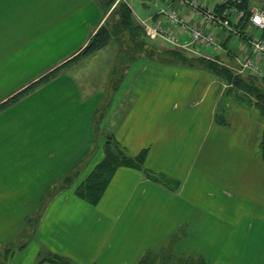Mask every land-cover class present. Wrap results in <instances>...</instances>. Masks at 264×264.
Listing matches in <instances>:
<instances>
[{
  "label": "crops",
  "instance_id": "crops-1",
  "mask_svg": "<svg viewBox=\"0 0 264 264\" xmlns=\"http://www.w3.org/2000/svg\"><path fill=\"white\" fill-rule=\"evenodd\" d=\"M152 1L148 16L132 8L141 25L168 7ZM108 17L94 0H0V105L71 59ZM156 65L127 71L97 128L104 95L84 94L71 69L0 110V264H51L42 262L49 255L138 264L171 243L206 264H264V116L222 103L226 86L212 73ZM103 131L132 157L146 150L145 170L173 188L120 168L96 206L80 199L104 158Z\"/></svg>",
  "mask_w": 264,
  "mask_h": 264
},
{
  "label": "trees",
  "instance_id": "trees-1",
  "mask_svg": "<svg viewBox=\"0 0 264 264\" xmlns=\"http://www.w3.org/2000/svg\"><path fill=\"white\" fill-rule=\"evenodd\" d=\"M94 1L98 4L102 13L105 16L109 15V17L94 33L89 43L63 65L59 66L50 73L41 76L36 81L16 93L12 98L3 102L0 105V110L12 102H17L19 99L34 91L38 87L48 83L64 71V69L79 62L82 58L95 54L106 48L117 38L123 39L127 45L126 51L128 52L127 55L129 57L127 62H132L141 55H147V57L155 58V55L158 52L155 48L146 43V39H148L146 30L137 21L131 5L127 1ZM250 7L251 0H246L244 8L249 9ZM242 26H244V24H242ZM226 43L227 42H225L224 45H227ZM168 50L171 51H165L163 53L172 57L174 60L173 64L190 68H199L197 66L199 65L203 70L212 73L218 79L227 81L232 87V90L230 91H241L251 96L250 99L243 96H235L234 99L240 104L255 105L264 116V76L258 77L248 75V81H245L241 76H234L233 72L226 66L220 64L218 60L188 58V56L181 54L179 51L173 49ZM167 63L171 62L168 61ZM229 100L224 102H228ZM98 112L99 110L96 113V117ZM218 118L221 124H226L223 110H221V114H219ZM261 149L264 158V136L261 142ZM146 155V150L142 151L138 156L132 157L128 155L124 146H122L113 135L109 136L104 143L103 160L77 188L76 195L87 203L96 206L102 199L104 193L114 178V175L120 168H131L143 171L150 180L160 183L166 187L173 188L170 180L165 176H160L145 170L144 164L146 161ZM71 181L72 178H67L65 180L66 183ZM46 261L51 264H74L71 260L58 255H49L47 258L42 260V262ZM138 264H206V260L202 256H187L180 254L175 250L173 243H171L159 250L148 251Z\"/></svg>",
  "mask_w": 264,
  "mask_h": 264
},
{
  "label": "built area",
  "instance_id": "built-area-1",
  "mask_svg": "<svg viewBox=\"0 0 264 264\" xmlns=\"http://www.w3.org/2000/svg\"><path fill=\"white\" fill-rule=\"evenodd\" d=\"M245 1L168 0L161 19L145 24L146 32L151 40H161L176 50L198 56L202 49L222 51L216 35L221 31L226 40H236L234 70L238 74L264 76V9H245ZM182 10L197 16L200 24L191 22Z\"/></svg>",
  "mask_w": 264,
  "mask_h": 264
},
{
  "label": "rangeland",
  "instance_id": "rangeland-1",
  "mask_svg": "<svg viewBox=\"0 0 264 264\" xmlns=\"http://www.w3.org/2000/svg\"><path fill=\"white\" fill-rule=\"evenodd\" d=\"M123 1H127L129 4H131L132 8L135 11H137V13H139V14H140V12L141 13L146 12L144 9H142L143 3L148 4L149 10L151 9L153 13L156 11V8H157L156 5H158L152 0H123ZM251 2H252V4H254L256 6H260V7L264 8V0H251ZM160 7H162V5ZM163 8H164V6H163ZM159 9H161V8H159ZM146 16H148L147 12H146ZM146 16H142V14H141V19L146 17ZM146 34H147V32H146ZM147 38L148 39H146V43L149 46H152L153 48H155L156 51L158 52L155 55V58L147 57V55H141L138 58H136L134 61L127 62V60L129 59V57L127 55L128 52L126 51L127 45L125 44L123 39L117 38L113 41L112 44H110L106 48L100 50L99 52H97L95 54L84 57L79 62L71 65L70 67H68L66 69H64V71L67 69H71L70 71L73 73V76L75 77V79L80 83V87H81L82 91L84 92V94L88 95L90 93H92V94L97 93V94H103L104 95L105 100H103L100 103L101 106H100V109H98L99 112L97 114V117L95 116V118H94V126L96 128L98 127L99 122H100L99 116H100L101 112L103 111L102 110L103 106H105L106 101L107 102L112 101V98L117 91L116 87L119 86L121 78L125 77L127 71H130L132 68L134 71L141 70L142 64L145 61H149V62H152L153 64H157L156 66L159 65L160 68L169 67V68L175 69L176 67H183V66H180L177 64H173L174 60L172 59V57H170L166 53H163L165 51H171L168 49H171L172 46L164 43L161 40H158V41L156 40L157 42L154 40H151L148 37V35H147ZM225 42H227L226 44L228 46L227 45L222 46L223 49L221 52L214 53L212 49H207L205 52L207 54L203 55L202 57L193 56V55H190L188 52H184V51H179V52H181V54H183V55L188 56V58H196V59L206 58V59H210V60H218V62L220 64L229 68L233 72L234 76H241L245 81H248V77H247L248 74H238L234 70V67L236 66V59L234 58V56L236 54H238V49L236 48L235 38L229 39ZM219 43L221 44L220 41H219ZM176 51H178V50H176ZM168 61L171 63H167ZM63 64L64 63L60 64V66ZM197 66L199 68H190V67H186V66H184L183 68L194 69L197 71L203 70L199 65H197ZM58 67L59 66L55 67L53 70H55ZM53 70L48 71L47 73H45V75L50 73ZM203 71H206V70H203ZM211 75H213V74H211ZM213 76H215V75H213ZM190 82L191 81L188 79L187 85H185L183 88H185V89L189 88ZM218 82L219 83L221 82L224 86H226L225 93H224L223 99H222V103L224 101L230 99L228 102L234 103L233 106H235V105L240 104L239 102L235 101V99H234L235 96H243V97L248 98V99L251 98V96L247 95L245 92L236 91V90L230 91V90H232V87L229 85V83L227 81H223V80L219 79ZM202 85H203V88L206 85L205 78L203 79ZM202 85H200V92H202ZM219 87L221 88V86H219ZM18 92H16V93H18ZM15 94L10 96L9 99L12 98ZM89 96H86V97H89ZM198 97H199V95L198 96L195 95V96H193V99L196 98V100H197ZM13 103H16V102H12L10 104H13ZM10 104H8L7 106H9ZM229 112H231V110H229L228 113ZM250 122L252 124V123H254V120L251 119ZM109 136H111L110 132L103 131V137H104L105 141ZM255 224L257 226V223H255ZM248 225H249V222H248ZM250 225H252V224L250 223ZM28 232H33V229H31V226H29V225H28ZM253 241L254 240L252 238L249 240V246H251V243ZM21 243L22 242H20V244ZM8 251L14 252V249L11 248ZM251 261L258 263L256 259H252Z\"/></svg>",
  "mask_w": 264,
  "mask_h": 264
}]
</instances>
